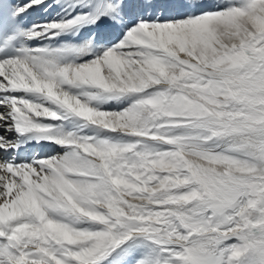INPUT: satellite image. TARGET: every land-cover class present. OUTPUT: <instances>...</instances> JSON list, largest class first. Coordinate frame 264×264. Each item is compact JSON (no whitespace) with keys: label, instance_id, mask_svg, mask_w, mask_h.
Returning a JSON list of instances; mask_svg holds the SVG:
<instances>
[{"label":"snow or ice","instance_id":"1","mask_svg":"<svg viewBox=\"0 0 264 264\" xmlns=\"http://www.w3.org/2000/svg\"><path fill=\"white\" fill-rule=\"evenodd\" d=\"M0 130V264H264V0H0Z\"/></svg>","mask_w":264,"mask_h":264},{"label":"bare ground","instance_id":"2","mask_svg":"<svg viewBox=\"0 0 264 264\" xmlns=\"http://www.w3.org/2000/svg\"><path fill=\"white\" fill-rule=\"evenodd\" d=\"M38 13H40V15H42V13L40 11H38ZM42 17H44V16L42 15ZM36 18H38V17H36ZM0 134H2V130H0Z\"/></svg>","mask_w":264,"mask_h":264}]
</instances>
